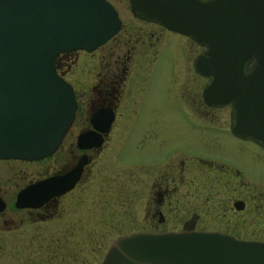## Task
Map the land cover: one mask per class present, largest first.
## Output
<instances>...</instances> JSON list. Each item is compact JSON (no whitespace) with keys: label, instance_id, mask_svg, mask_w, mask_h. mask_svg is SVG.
<instances>
[{"label":"flooded vegetation","instance_id":"flooded-vegetation-1","mask_svg":"<svg viewBox=\"0 0 264 264\" xmlns=\"http://www.w3.org/2000/svg\"><path fill=\"white\" fill-rule=\"evenodd\" d=\"M106 1L120 21L117 32L93 51L63 52L55 60L56 71L71 85L76 102L73 122L58 147L52 154L34 160L0 158V264L10 260L17 264H102L111 243L132 232L197 230L218 231L244 240L264 238V170L260 169L264 166V147L231 132L230 105L205 102L203 91L211 77L194 68L195 58L204 48L190 37L132 11L130 0ZM168 60L175 67L171 71L175 90L183 80L199 87L194 95L187 84L184 97L178 92L186 118L207 131L221 129L237 141H252L261 153L235 152L240 160L246 158L247 162L259 164L255 174L242 164L227 162L214 154L198 156L189 151L190 161H175L183 152L176 143L166 151V159L160 132L163 126L154 120H149L146 126L132 120L144 104L156 69ZM188 69L193 77L187 76ZM227 106L228 119L214 116L213 109ZM198 110L204 118L198 116ZM131 130L140 135H126ZM83 133H89V138L78 143ZM202 136L212 143L213 140ZM148 139L149 158L144 164L119 161L123 147L128 148L129 156L143 144L142 140ZM155 156L158 158L154 159ZM104 168L115 169V173L120 170L127 176L125 182L115 176L105 178L99 185L93 182ZM133 174L140 175L145 185L141 208L147 226L119 233L115 221L102 230L105 218L100 203L102 199L106 201L103 194L117 197V188L124 195L122 208L126 209L123 210L126 219L132 220L131 196H126L122 188L131 191L125 183L134 181ZM186 174H190L188 180ZM94 185L98 188L94 189ZM183 186L199 193L195 211L183 220L179 229H159L166 221L165 208L180 209ZM92 202V207L85 206L90 214L84 215V204ZM215 217L224 227L205 224ZM102 235L112 238L101 254L98 239ZM86 251L93 255L92 259L86 256Z\"/></svg>","mask_w":264,"mask_h":264},{"label":"water","instance_id":"water-1","mask_svg":"<svg viewBox=\"0 0 264 264\" xmlns=\"http://www.w3.org/2000/svg\"><path fill=\"white\" fill-rule=\"evenodd\" d=\"M130 5L205 48L194 61L211 77L205 102L229 104L232 133L264 147V0ZM119 27L106 0H0V158L34 160L55 151L76 110L57 56L93 51ZM88 138L80 134L78 143ZM102 264H264V242L218 231L134 232L116 238Z\"/></svg>","mask_w":264,"mask_h":264},{"label":"rangeland","instance_id":"rangeland-1","mask_svg":"<svg viewBox=\"0 0 264 264\" xmlns=\"http://www.w3.org/2000/svg\"><path fill=\"white\" fill-rule=\"evenodd\" d=\"M197 51L199 53L200 49L198 48ZM174 69H175L174 64L172 63L170 64L169 60L168 62H165L164 64L162 63V66L159 70L156 69L154 80L150 82L147 92L145 93L144 101H143L144 104L143 106L139 108L137 113L134 116H132V120H135V123L139 125H143V126H146L147 124H149L148 123L149 120H154L155 123H158L163 126L160 132L162 134L161 135L162 139L165 141L164 156L166 159H167L166 151L173 149V144L176 143L183 152L177 157L175 161H180V160L190 161L192 156L190 155L189 151L195 152V154L198 156L209 157L206 154H214V156L223 158L227 162H233V164H236V163L242 164L249 171L251 170L252 174H255L256 172L254 170L257 171L259 164L256 161H252V160H250V162H247L245 160L246 158L240 160V158L237 157V154H236L238 150L242 152L241 154L245 153V155H248L249 152L261 153L259 151L260 149L252 141L250 140L237 141V139L233 138L231 135H229L228 133H225L221 129L219 130L212 129V130L207 131V129L198 127L195 123L190 122L186 118V115L184 111L182 110V106L180 105V99L178 97L179 96L178 92H180V95L182 93V96L184 97V92L187 90L186 87L188 85V88L191 87L190 89H188L189 92L192 93V95H194L196 93V89L199 92V87L196 86L193 82L191 84H188L185 82L186 80H183L181 81L179 88L175 90L174 82L171 76V71H174ZM190 71L191 69H188L187 76L193 77V75L191 76ZM198 85H199V80H198ZM229 109H230L229 106L221 110L213 109L214 116L217 117V115H219L220 119L221 118L228 119ZM197 114L201 119L202 117L204 118L200 110L197 111ZM124 116H125L124 118H127L126 117L127 115H124ZM135 134H139V132L131 130V131H128L126 135L133 136ZM202 135H205L208 137V139L213 140L212 143L208 141ZM149 140L150 139L142 140L143 144L138 146L136 149H134L135 152L132 151V153L129 156L127 153L128 148L123 147L119 154V161L123 163L134 161V163H137L140 165L144 164L146 159L149 158L147 156V152L149 149L148 144L150 142ZM203 140L207 141L208 143H199V141H203ZM157 158L158 156H155L154 159H157ZM251 166H253V169L251 168ZM263 167L260 168L261 171L264 170ZM114 170L115 169L104 168L102 170V173L99 176H97L95 178V181L93 182L99 185L103 183L105 178L111 177V176H115V178L117 177L120 181L125 182V177L127 176L123 175L122 172H120V170H117L116 173L114 172ZM118 172L120 173L117 174ZM133 175H134V181L132 180L130 182L128 180V182L125 183V184L130 185L132 193L130 190L122 188L126 196L127 195H129V197L131 196L130 202L132 203L131 209L133 210V212H132V218L130 219L132 220L127 221L126 219L127 218L126 213H124L123 211L126 209L122 208L124 206V204H122L124 195L122 192L119 193L118 192L119 188H117L116 190L118 193L117 197L115 194L114 196H111V197H108L105 194H103V197H105L106 201L102 199L100 203L101 214L105 218V221H103L102 230L109 228V224H112L115 221L117 223L119 233H126L132 229L134 230L135 229H145L144 226H147L146 221L144 220V218H142V208H141V204H142L141 195L143 194V188L145 185H143L140 175L138 174H133ZM185 178L188 180L190 178V174H186ZM98 185H94L93 188L97 189ZM105 190L106 189H102V192ZM95 192L99 194L97 190H95ZM180 194H181V198L179 197L180 209L178 208L177 211H170L167 208H165L166 210L164 212L166 216V221L163 223V225L159 227V229H169L171 227L179 229L183 220L185 218H189L190 214L193 211H195V206L197 207V202H198L197 199H199L198 197L196 198V196L199 195L198 191L190 187L186 188L185 186H183L182 190L180 191ZM93 204H94L93 202L92 204H89V203L84 204L83 206L84 215L90 214L89 209L85 210V206L90 208L93 206ZM110 216L112 218H110ZM88 221H89V217L88 218L86 217V223ZM205 224L211 227H214V225L215 227L217 226H221V228L222 226L224 227L223 222H221V220H219L217 217L213 218V220H211L208 223L206 222ZM200 225L204 226V224H200ZM87 226H88V223H87ZM111 238L106 235H102L98 239L102 247L101 254L105 250ZM248 239H251V238H248ZM261 240L264 241V238L256 239V241H261ZM86 256L92 259L93 255L89 254L86 251ZM6 264H17V263L15 260H10V261H6Z\"/></svg>","mask_w":264,"mask_h":264}]
</instances>
